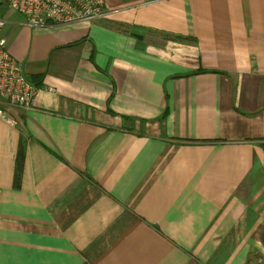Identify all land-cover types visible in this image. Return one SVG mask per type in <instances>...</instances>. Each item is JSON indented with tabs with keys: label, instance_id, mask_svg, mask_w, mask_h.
<instances>
[{
	"label": "crops",
	"instance_id": "obj_1",
	"mask_svg": "<svg viewBox=\"0 0 264 264\" xmlns=\"http://www.w3.org/2000/svg\"><path fill=\"white\" fill-rule=\"evenodd\" d=\"M106 12L6 14L41 85L0 119V264H264V0Z\"/></svg>",
	"mask_w": 264,
	"mask_h": 264
},
{
	"label": "built area",
	"instance_id": "obj_2",
	"mask_svg": "<svg viewBox=\"0 0 264 264\" xmlns=\"http://www.w3.org/2000/svg\"><path fill=\"white\" fill-rule=\"evenodd\" d=\"M112 0H0L8 12L22 16L31 27L95 22L106 15ZM7 15L0 18V119L14 126L11 108L29 109L39 91L24 75L21 64L10 54L5 36Z\"/></svg>",
	"mask_w": 264,
	"mask_h": 264
},
{
	"label": "trees",
	"instance_id": "obj_3",
	"mask_svg": "<svg viewBox=\"0 0 264 264\" xmlns=\"http://www.w3.org/2000/svg\"><path fill=\"white\" fill-rule=\"evenodd\" d=\"M7 12H8V9H7L6 5L2 4V5L0 6V18L5 17L6 14H7ZM42 78H43V76H36V77H33V79H39V81H41ZM30 81L32 82V81H34V80L31 79ZM32 83H33V82H32ZM33 84H34V83H33ZM34 85H35V87L39 88L38 86H40L41 84H40V82H39V84H34Z\"/></svg>",
	"mask_w": 264,
	"mask_h": 264
}]
</instances>
